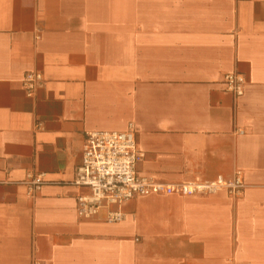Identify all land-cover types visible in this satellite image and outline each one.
I'll return each instance as SVG.
<instances>
[{"label":"crops","instance_id":"0c3cea01","mask_svg":"<svg viewBox=\"0 0 264 264\" xmlns=\"http://www.w3.org/2000/svg\"><path fill=\"white\" fill-rule=\"evenodd\" d=\"M130 124L141 176L242 171L243 195L137 196L123 222L80 218L87 133ZM0 264H264V0H0Z\"/></svg>","mask_w":264,"mask_h":264},{"label":"built area","instance_id":"2783aa9c","mask_svg":"<svg viewBox=\"0 0 264 264\" xmlns=\"http://www.w3.org/2000/svg\"><path fill=\"white\" fill-rule=\"evenodd\" d=\"M43 83L41 73L27 74L25 87L28 96H32ZM224 84L228 92L242 97L247 79L240 73H229L224 77ZM144 157V152L138 146L133 124L125 132L87 133L82 163L77 168L73 182L75 186L87 188L90 192L77 199L79 217L91 220L104 213L108 222L119 223L128 217L123 206L137 196H193L227 191L233 197H240L246 189L242 171H237L229 180L218 176L213 181L162 183L138 173V164ZM28 184L30 192L34 193L44 185V181L41 176H34Z\"/></svg>","mask_w":264,"mask_h":264}]
</instances>
